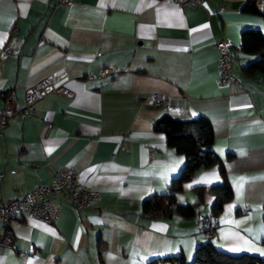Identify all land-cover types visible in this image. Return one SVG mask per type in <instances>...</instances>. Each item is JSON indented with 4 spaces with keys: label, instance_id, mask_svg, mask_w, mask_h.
<instances>
[{
    "label": "crops",
    "instance_id": "obj_1",
    "mask_svg": "<svg viewBox=\"0 0 264 264\" xmlns=\"http://www.w3.org/2000/svg\"><path fill=\"white\" fill-rule=\"evenodd\" d=\"M246 0H0V106L54 73L72 97L48 95L31 115L11 117L0 143V204L54 181L74 165L82 183L99 192L86 209L65 204L59 220L17 216L16 246L0 250V264H150L179 255L190 262L200 242L229 253L264 257V78L243 67L241 32L264 18L243 9ZM257 7L264 10L262 0ZM233 42L239 83L220 86L215 40ZM105 66L119 72L100 77ZM164 96L155 105L151 96ZM168 107L178 108L169 111ZM207 116L212 147L225 165L233 198L218 217L208 187L222 181L217 166L199 169L177 194L195 204L193 216L149 217L146 199L166 194L186 162L154 123L163 114ZM196 186H205L197 203ZM213 230L200 233L203 217ZM2 224L0 222V228Z\"/></svg>",
    "mask_w": 264,
    "mask_h": 264
},
{
    "label": "trees",
    "instance_id": "obj_2",
    "mask_svg": "<svg viewBox=\"0 0 264 264\" xmlns=\"http://www.w3.org/2000/svg\"><path fill=\"white\" fill-rule=\"evenodd\" d=\"M264 3V0H262ZM243 9L258 13L264 18V10L257 7V0H246ZM241 51L255 57L243 67L248 75L262 74L264 78V33L258 28H244L241 32ZM156 131L165 134L167 144L179 153H183L186 162L178 177L174 178L166 194H154L146 199L142 206V213L146 216L170 217L174 213L182 216H193L196 212L195 204H181L177 201V194L183 190L184 183L192 180L199 169L217 166L222 175V181L208 187L214 196L212 216L218 217L224 205L233 198V189L227 178L225 165L214 151L212 144L214 131L210 119L200 115L193 119L177 118L170 113L163 114L154 123ZM205 186L194 188L198 201H203ZM150 264H264V257L248 253H229L218 249L211 241L198 243L194 258L188 262L184 255L163 258Z\"/></svg>",
    "mask_w": 264,
    "mask_h": 264
},
{
    "label": "built area",
    "instance_id": "obj_3",
    "mask_svg": "<svg viewBox=\"0 0 264 264\" xmlns=\"http://www.w3.org/2000/svg\"><path fill=\"white\" fill-rule=\"evenodd\" d=\"M73 0H57L58 5L71 3ZM180 6L200 7L204 6L206 0H171ZM214 48L219 53L218 85L230 86L239 83V78L233 73V42L229 39L215 40ZM14 47H4L0 50V56L16 54ZM113 66H105L100 77H110L118 74ZM61 77L51 73L35 84L25 88L23 104L20 105L12 94L5 97L3 105L0 106V143L4 139V129L11 117L18 113L31 115L35 104L42 98L55 94L73 96V91L60 82ZM155 105H166L163 95L154 93L151 96ZM178 108L168 107L174 111ZM55 179L50 184L35 186L32 190L21 197L0 204V250L14 248L16 246L15 236L10 230L11 220L17 216L35 218L43 222L55 223L59 220L65 204H69L77 210L89 208L92 202L99 197V192L82 183L79 179V171L76 166L59 167L55 171ZM4 173L0 171V182ZM213 225L211 217L202 218L200 233L205 238L212 234Z\"/></svg>",
    "mask_w": 264,
    "mask_h": 264
}]
</instances>
